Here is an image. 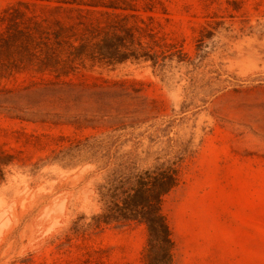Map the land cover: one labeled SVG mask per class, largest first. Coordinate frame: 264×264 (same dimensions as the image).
Listing matches in <instances>:
<instances>
[{
    "label": "rangeland",
    "instance_id": "rangeland-1",
    "mask_svg": "<svg viewBox=\"0 0 264 264\" xmlns=\"http://www.w3.org/2000/svg\"><path fill=\"white\" fill-rule=\"evenodd\" d=\"M162 161L174 264H264V0H0V264H145L143 225L89 223Z\"/></svg>",
    "mask_w": 264,
    "mask_h": 264
},
{
    "label": "trees",
    "instance_id": "trees-1",
    "mask_svg": "<svg viewBox=\"0 0 264 264\" xmlns=\"http://www.w3.org/2000/svg\"><path fill=\"white\" fill-rule=\"evenodd\" d=\"M16 19H21L20 12L10 18L9 30L14 38H28L27 31L18 27ZM38 25L35 22V27ZM63 31L59 26L58 32ZM128 39L133 40L131 30L125 31ZM106 49V48H105ZM131 59L157 58L148 54H132ZM114 54L100 53L104 63L114 64L128 59ZM5 164V162H0ZM0 172L2 173L1 169ZM2 175V174H1ZM181 182L179 165L175 162L162 161L143 169L129 170L119 163L112 169L98 186L100 212L91 216L90 225L101 228L110 224L136 223L143 225L147 232L146 244L142 251L145 264H174L172 258L173 239L170 227L162 212L165 196L176 189Z\"/></svg>",
    "mask_w": 264,
    "mask_h": 264
}]
</instances>
